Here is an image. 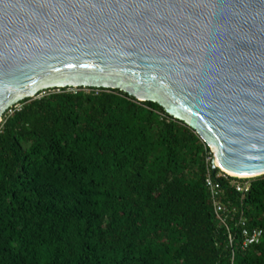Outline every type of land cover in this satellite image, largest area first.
Wrapping results in <instances>:
<instances>
[{"label": "trees", "instance_id": "16d2710c", "mask_svg": "<svg viewBox=\"0 0 264 264\" xmlns=\"http://www.w3.org/2000/svg\"><path fill=\"white\" fill-rule=\"evenodd\" d=\"M209 153L194 128L119 89L20 101L0 124V264H264V234L244 249L240 222L264 232V174L244 194L217 180L236 211L231 245Z\"/></svg>", "mask_w": 264, "mask_h": 264}, {"label": "water", "instance_id": "95a60500", "mask_svg": "<svg viewBox=\"0 0 264 264\" xmlns=\"http://www.w3.org/2000/svg\"><path fill=\"white\" fill-rule=\"evenodd\" d=\"M66 87L158 103L214 172L264 174V0H0V124Z\"/></svg>", "mask_w": 264, "mask_h": 264}, {"label": "built area", "instance_id": "2783aa9c", "mask_svg": "<svg viewBox=\"0 0 264 264\" xmlns=\"http://www.w3.org/2000/svg\"><path fill=\"white\" fill-rule=\"evenodd\" d=\"M71 90H74L76 88H70ZM207 161L209 162V165L211 166V169L208 172V175L206 177V184L207 187L211 193V196L213 198V204H214V211L216 214V217L219 221V224L221 226H224L227 228L229 233V240L230 244L233 245L234 243V237L231 232V228L228 225L229 218L234 215L236 212L235 210L229 208L222 200L221 197L224 194L223 188L221 187V184L217 181L221 178H228L230 175L221 169L217 168L219 170L218 172H214L212 169L213 163H216V161L213 159V153L210 150L209 156L207 158ZM212 170V171H211ZM215 176V177H214ZM239 180L232 181V185L236 189V191L240 193H247L250 190L251 184L249 181L243 182L242 180L250 179L252 177H235ZM243 229H242V242L241 245L245 249L250 245L258 244L261 242L263 238V230L261 228H248L246 227V220L242 219L240 220Z\"/></svg>", "mask_w": 264, "mask_h": 264}, {"label": "bare ground", "instance_id": "6f19581e", "mask_svg": "<svg viewBox=\"0 0 264 264\" xmlns=\"http://www.w3.org/2000/svg\"><path fill=\"white\" fill-rule=\"evenodd\" d=\"M239 176H242V177H243V176H251V177H252L253 175H239Z\"/></svg>", "mask_w": 264, "mask_h": 264}, {"label": "rangeland", "instance_id": "374dc122", "mask_svg": "<svg viewBox=\"0 0 264 264\" xmlns=\"http://www.w3.org/2000/svg\"><path fill=\"white\" fill-rule=\"evenodd\" d=\"M71 90V89H70ZM72 91V90H71ZM18 105V104H17Z\"/></svg>", "mask_w": 264, "mask_h": 264}]
</instances>
